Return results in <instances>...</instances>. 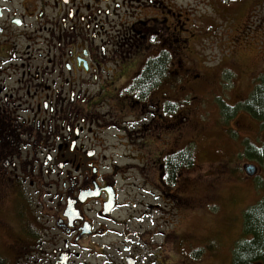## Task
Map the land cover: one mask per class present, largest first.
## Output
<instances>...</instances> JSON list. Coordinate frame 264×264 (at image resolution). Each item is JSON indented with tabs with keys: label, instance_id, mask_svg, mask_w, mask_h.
<instances>
[{
	"label": "flooded vegetation",
	"instance_id": "obj_1",
	"mask_svg": "<svg viewBox=\"0 0 264 264\" xmlns=\"http://www.w3.org/2000/svg\"><path fill=\"white\" fill-rule=\"evenodd\" d=\"M186 20L165 0H0V205L27 201L39 228L34 232L16 206L19 238L29 242L16 252L38 247L50 264L64 255L72 264L80 242L130 237L119 231L127 220L116 217L124 206L115 182L131 168L106 169L108 159L148 161L156 141L157 173L169 184L170 142L158 140L154 127L157 120L162 131L170 125L166 49H177L175 33ZM55 185L64 191L59 201L26 198L33 187L42 193ZM94 203L93 220L87 207ZM54 217L68 239L49 253L40 247V221ZM150 250L115 249L120 264H160Z\"/></svg>",
	"mask_w": 264,
	"mask_h": 264
},
{
	"label": "rangeland",
	"instance_id": "obj_2",
	"mask_svg": "<svg viewBox=\"0 0 264 264\" xmlns=\"http://www.w3.org/2000/svg\"><path fill=\"white\" fill-rule=\"evenodd\" d=\"M165 1L187 19L175 33L177 49H166L171 73L164 110L170 109L166 115L170 125L162 131L157 120L154 127L158 140L170 142L174 168L169 184H163L157 173L162 144L156 141L155 155L148 161L133 155L102 163L106 169L115 164L131 168L115 182L124 206L116 217L127 220L119 231L130 237L80 242L72 248L74 255L79 254L72 264H120L115 249L125 244L151 249L160 264H233L237 243L247 238L244 213L264 200V165L250 158L263 155L264 129L238 108L264 75V0ZM247 165L257 169L255 176L246 174ZM136 166L143 174L133 170ZM175 174L180 175L176 182ZM48 190L41 193L33 187L26 198L34 203L49 197L59 201L64 193L61 185ZM16 206L21 219L39 231L28 202L6 198L0 205V264H50L49 254L38 247L35 253L16 252L29 245L19 238L23 221L13 216ZM99 208L98 203L87 207L90 219ZM40 225L46 231L42 250L50 253L68 239L63 228L56 229V217L43 219ZM135 232L137 239L131 235ZM49 240L53 244H46Z\"/></svg>",
	"mask_w": 264,
	"mask_h": 264
},
{
	"label": "trees",
	"instance_id": "obj_3",
	"mask_svg": "<svg viewBox=\"0 0 264 264\" xmlns=\"http://www.w3.org/2000/svg\"><path fill=\"white\" fill-rule=\"evenodd\" d=\"M257 79L253 92L238 108L250 113L264 129V75ZM263 155L250 158H257L264 165ZM244 235L247 238H242L234 249L233 264H264V200L245 211Z\"/></svg>",
	"mask_w": 264,
	"mask_h": 264
},
{
	"label": "water",
	"instance_id": "obj_4",
	"mask_svg": "<svg viewBox=\"0 0 264 264\" xmlns=\"http://www.w3.org/2000/svg\"><path fill=\"white\" fill-rule=\"evenodd\" d=\"M245 172L248 176L253 177L256 175L257 169L254 166H247L245 167ZM67 258L66 255L62 256L61 261L57 264H67Z\"/></svg>",
	"mask_w": 264,
	"mask_h": 264
}]
</instances>
